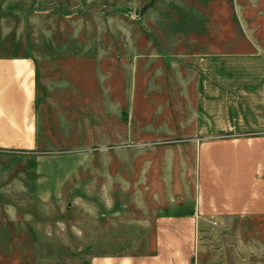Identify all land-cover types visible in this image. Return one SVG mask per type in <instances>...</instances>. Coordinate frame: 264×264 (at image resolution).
Returning <instances> with one entry per match:
<instances>
[{"label":"rangeland","instance_id":"1","mask_svg":"<svg viewBox=\"0 0 264 264\" xmlns=\"http://www.w3.org/2000/svg\"><path fill=\"white\" fill-rule=\"evenodd\" d=\"M0 41L49 57L52 67L65 55L110 68L118 109L127 68L128 105L152 107L145 80L161 85L175 61L264 53V0H0ZM81 110V145L0 147V264H88L94 255L140 252L149 242L137 239L153 238L152 226L138 224L151 218L143 186L161 185L165 166L179 173L177 183L200 189L195 264H264V133L208 139L198 149L137 136L131 121L120 136L119 116L96 145Z\"/></svg>","mask_w":264,"mask_h":264},{"label":"crops","instance_id":"2","mask_svg":"<svg viewBox=\"0 0 264 264\" xmlns=\"http://www.w3.org/2000/svg\"><path fill=\"white\" fill-rule=\"evenodd\" d=\"M64 56L52 67L49 57L40 56L39 62L16 41H0V147L81 145L75 135H80L81 127L75 129L82 107L88 110L84 128L89 136H95L91 144L97 135L102 139L109 132L111 137L112 122L117 121L118 126L119 116L124 127L120 136L129 135L131 121L137 136L160 141L169 138L178 146L198 149L208 139L264 133V53L260 51L204 53L195 60L191 57V64L171 63L168 85L165 77L161 85L155 77L152 85L145 80L148 90H153L152 107H148L151 101L138 108L128 105L129 71L125 68L124 81L123 76L120 79L124 105L119 109L110 99V68L101 69L93 61L82 65L81 58ZM157 176L161 185L143 186L150 192L151 205L142 206V210L150 211L151 218L143 217L144 213L138 218V224L153 227V238L145 234L137 239L149 244L136 253L94 255L88 264H195L200 189L177 183L180 175L170 166ZM190 176L195 175L192 172Z\"/></svg>","mask_w":264,"mask_h":264}]
</instances>
